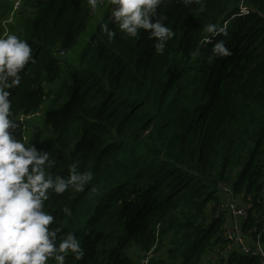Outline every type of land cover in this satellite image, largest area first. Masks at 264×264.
<instances>
[{
    "label": "trees",
    "instance_id": "trees-1",
    "mask_svg": "<svg viewBox=\"0 0 264 264\" xmlns=\"http://www.w3.org/2000/svg\"><path fill=\"white\" fill-rule=\"evenodd\" d=\"M21 7L0 0V35L27 40L36 60L12 90L18 135L51 152L54 173L73 161L94 173L95 192L47 202L56 226L81 239V264H137L152 249L151 264H224L219 184L255 200L264 179V0L162 6L176 33L163 55L143 32L109 40V9L79 46L94 16L87 0ZM207 23L228 24L217 39L231 56H212Z\"/></svg>",
    "mask_w": 264,
    "mask_h": 264
},
{
    "label": "clouds",
    "instance_id": "clouds-1",
    "mask_svg": "<svg viewBox=\"0 0 264 264\" xmlns=\"http://www.w3.org/2000/svg\"><path fill=\"white\" fill-rule=\"evenodd\" d=\"M198 0H107L111 5L109 21L100 24V31L109 40L119 33L135 39L146 33L153 41L156 54L163 55L167 42L176 33L166 23L162 6L178 3L185 7ZM96 11L105 0H87ZM204 43L211 44L217 59L232 55L227 46L228 24L207 23ZM33 49L27 40L8 33L0 35V264H81L86 249L71 230L65 232L57 224V216L49 211L48 201L66 192H95L94 173L80 170V162L68 166L67 176L51 171L55 161L51 152L30 143L26 135H18L20 122L15 119L12 90L21 85L22 73L35 64ZM195 54V53H194ZM22 117L20 120L22 121ZM65 214L68 209L64 208ZM264 255V249H261Z\"/></svg>",
    "mask_w": 264,
    "mask_h": 264
},
{
    "label": "built area",
    "instance_id": "built-area-1",
    "mask_svg": "<svg viewBox=\"0 0 264 264\" xmlns=\"http://www.w3.org/2000/svg\"><path fill=\"white\" fill-rule=\"evenodd\" d=\"M15 3V10L19 9L21 0H16ZM110 15L111 5L108 10V19ZM23 119L28 120L30 117L26 116ZM261 187V191L254 200L252 196L237 195L234 188L227 182L219 184L218 212L225 218V230L223 249L217 253L224 264H229V260L235 253L252 255L256 257L258 264H264V255L261 254V249H264V179ZM154 256L155 249H152L137 264H151ZM213 258L215 259L214 255Z\"/></svg>",
    "mask_w": 264,
    "mask_h": 264
},
{
    "label": "rangeland",
    "instance_id": "rangeland-1",
    "mask_svg": "<svg viewBox=\"0 0 264 264\" xmlns=\"http://www.w3.org/2000/svg\"><path fill=\"white\" fill-rule=\"evenodd\" d=\"M14 3H15V1L16 0H12ZM16 4V3H15ZM24 7V3H23V5H22V7H21V9ZM109 7H110V5L107 3V1H105V3L104 4H102V5H100L99 6V8L94 12V11H92L93 12V14H94V16H93V18H92V21H91V23H90V26H89V29L87 30V32L85 33V34H83V36L81 37V40H80V43H79V46H81V47H83V46H85V42H86V40H87V38L90 36V35H92V34H97L98 33V30H97V24L100 22V21H102V19H104V16H105V14H104V10L105 11H107L108 9H109ZM20 9V10H21ZM19 17H20V19H21V21H23V19H24V17H22V12H20L19 13ZM109 20V19H108ZM9 22H11V21H9ZM64 98H62V100H63ZM61 100V101H62ZM69 100H67V102H68ZM47 104H48V102H47ZM47 104H46V106H47ZM40 121V120H39ZM42 124L43 123H39V122H34V123H32V128H34V129H37V130H39L40 131V128H41V126H42ZM45 133H47L46 131H45ZM214 258L212 257V260H213Z\"/></svg>",
    "mask_w": 264,
    "mask_h": 264
}]
</instances>
